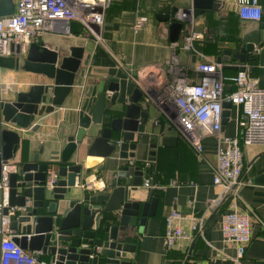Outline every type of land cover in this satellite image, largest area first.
Listing matches in <instances>:
<instances>
[{
	"label": "crops",
	"instance_id": "crops-1",
	"mask_svg": "<svg viewBox=\"0 0 264 264\" xmlns=\"http://www.w3.org/2000/svg\"><path fill=\"white\" fill-rule=\"evenodd\" d=\"M259 3L263 8L260 23L264 24V0H259ZM166 8L169 12L178 8L179 20H182V14H187L191 19L187 23L182 21L184 30L178 43L171 42L170 22L158 19V15ZM169 15L165 13L162 16ZM140 17H147L149 22L144 28L136 30L134 25ZM248 24L250 22H243L238 15L237 0H227L219 12L206 13L197 19L193 18L192 0H112L103 28L104 45L93 40L85 31L80 36H70L66 32L46 34L35 43L43 42L47 47L63 49L65 53L69 50L66 46L68 42H71V46L86 48L85 58L89 56L90 59L88 66L84 67V87H78L75 99L68 98L62 108L37 118L35 125L39 129L36 131L20 130L2 123L4 129L18 132L21 138L12 162L19 168L32 162L35 152L43 150L39 160L41 163H50L48 177L52 172L57 174L60 164L51 161L53 152L63 150L67 137L77 132V125L70 126L68 123L69 114L78 108L89 85L115 78L121 88L115 109H124L131 103L136 91L141 93L139 105L148 111L150 117L146 134L142 137L137 135L138 149L132 160L120 158L118 147L108 158L88 157L93 138L86 137L73 157V162L81 164L83 171L77 175L76 187L68 197L92 207L101 206L103 210L116 188L114 182L117 172L125 166L141 167L144 183L131 194V200L144 204L152 189L156 192L154 196H159V204L156 215L148 217L145 226L138 225L126 230V243L135 246L133 259L128 261L132 264H239L236 262L235 246L225 242L222 232L223 215L234 202L232 197L225 195L222 187L213 183L217 140H203L204 153L200 158L184 139L174 120L168 116L163 100L167 95V85L174 78L171 64L175 60L177 70L186 71L189 80L197 81L201 73L196 67L205 62H216L224 49L240 48L241 33ZM185 31L200 37L187 44ZM227 36L238 41L226 45ZM227 64L224 63V66ZM156 67H162L163 72L158 75L140 74L144 68ZM249 67L253 70L254 78L264 87V44ZM237 72L224 69L227 85H233L232 79ZM41 81L43 77L33 73L3 70L0 74L1 100H13L17 93L27 92L32 85ZM233 90V86L227 88L229 92ZM113 95L108 92V99ZM240 115V109L232 106L229 121L223 128L224 136L234 137L237 134ZM118 139L116 135L112 143ZM151 152H154L153 157ZM243 156L244 185L238 192L236 203L251 218L252 241L240 264H264V147H247ZM147 181L150 182L149 188L144 185ZM47 188V197L51 198L52 189ZM0 200L7 205L8 194L1 195ZM217 200H221L220 205L211 208L212 202ZM172 210L204 220L203 234H199L197 243L192 237L190 221L185 220L181 225L187 237L175 247L167 248L164 219ZM102 217L117 220L115 216L106 214ZM113 225L117 223L113 222ZM101 244V241H96L97 246ZM42 261L51 264V256L42 255ZM8 263L14 264L13 261ZM93 264H105V259L97 256Z\"/></svg>",
	"mask_w": 264,
	"mask_h": 264
},
{
	"label": "water",
	"instance_id": "water-1",
	"mask_svg": "<svg viewBox=\"0 0 264 264\" xmlns=\"http://www.w3.org/2000/svg\"><path fill=\"white\" fill-rule=\"evenodd\" d=\"M226 1L192 0L193 18L219 12ZM15 10L13 0H0V17L13 15ZM165 13L170 15L162 16ZM178 13V8L171 12L166 8L158 15L160 21L170 22L172 43L179 42L184 23H187L186 20H179ZM83 32L79 23H70L68 35L80 36ZM216 33L219 35V32ZM240 42L241 46L236 50H222L216 62L229 63L224 69L247 71L264 44V24L250 22L243 28ZM229 43L234 41L229 40L226 45ZM66 46L69 49L67 53L63 49L53 50L43 42L32 43L27 50L18 46L11 56L0 57V71H24L43 77V81L32 85L27 92L17 93L13 100H1L0 97V124L36 131L39 129L35 125L37 118L62 108L68 98L75 99L77 88L84 87V67L88 66L90 57L85 58L84 47L71 46V42ZM248 73L252 74L253 70L249 68ZM120 89L115 78L91 84L79 101L78 108L69 114L68 123L70 126L77 125V132L67 137L63 150L53 152L51 161L59 162L57 176L60 179L51 190V198L47 197L50 163L39 160L43 150L35 152L32 162L23 164L18 173L10 177L4 215L8 216L10 210L15 209V218L10 225L13 243L26 251L50 255L51 264H93L97 256L104 258L105 264H132L128 260L133 259L135 246L126 243V230L138 225L143 227L148 217L156 215L159 196H154V190L150 189L149 199L144 204L131 200V194L144 183L141 167L125 166L117 172L116 188L103 210L101 206L92 207L68 197L76 187L77 175L83 171V166L73 162V157L86 137L93 138L88 157L108 158L117 147L120 158L132 160L136 157V137L146 134L150 117L148 111L139 105L142 98L139 91L135 92L128 106L115 109ZM108 92L114 93L110 100ZM231 108L232 104H224V125L229 121ZM114 114L121 116L115 117ZM116 135L119 139L112 143ZM20 143L18 132L0 130V177L3 166L14 159ZM150 155L153 157L154 152ZM103 214L115 216L117 220L103 218ZM97 240L102 242L100 246L96 245ZM96 247H100L101 251L95 252Z\"/></svg>",
	"mask_w": 264,
	"mask_h": 264
},
{
	"label": "built area",
	"instance_id": "built-area-1",
	"mask_svg": "<svg viewBox=\"0 0 264 264\" xmlns=\"http://www.w3.org/2000/svg\"><path fill=\"white\" fill-rule=\"evenodd\" d=\"M15 13L0 17V57H9L16 47L27 50L32 43L41 41L49 33H69L71 22L79 23L84 31L95 41L104 45L103 28L112 0H13ZM237 11L243 22H260L263 8L259 0H237ZM187 14L182 20L190 22ZM149 19L140 17L134 29L144 28ZM186 43L199 38L187 31ZM173 66V67H172ZM174 75L167 85V95L163 100L170 119L174 120L184 139L194 148L197 155L203 157V140L215 138L218 146L216 163L213 168V183L223 188L225 195L233 199L222 219L223 238L233 244L237 251V263L245 257L252 241V222L249 214L241 211L236 203L238 192L244 185V150L250 146L264 147V87L258 79L247 71L238 72L232 79L233 91H227L230 85L224 77V64L205 62L196 67L201 73L199 80H189L186 71L176 69V60L171 64ZM163 68H144L140 74L158 75ZM230 103L240 109L238 131L234 137L223 135L224 104ZM0 124V130H3ZM19 168L12 161L3 166L0 177V196L9 193L10 177L18 173ZM58 176L52 172L47 187H56ZM150 187V182H145ZM221 200L212 202L211 208L220 205ZM7 207L0 200V236L1 263L9 264H48L41 260V252H29L13 243V231L10 228L15 209L4 215ZM191 224L192 237L203 234L204 220L184 215L172 210L164 219L165 240L168 249L175 247L187 237L182 222ZM101 248L96 247L95 252Z\"/></svg>",
	"mask_w": 264,
	"mask_h": 264
},
{
	"label": "trees",
	"instance_id": "trees-1",
	"mask_svg": "<svg viewBox=\"0 0 264 264\" xmlns=\"http://www.w3.org/2000/svg\"><path fill=\"white\" fill-rule=\"evenodd\" d=\"M228 38H227V41H229V40H231V41H238V40H236V39H234L233 37H230V36H227ZM254 61V60H253ZM238 73V72H237ZM237 75V74H236ZM251 76L252 77H254L252 74H251ZM144 167V166H143ZM145 168V167H144ZM155 192V191H154ZM156 193V192H155ZM194 239H196L195 240V243H197L198 242V240H199V235L198 234H195L194 235ZM41 260H42V257H41Z\"/></svg>",
	"mask_w": 264,
	"mask_h": 264
},
{
	"label": "rangeland",
	"instance_id": "rangeland-1",
	"mask_svg": "<svg viewBox=\"0 0 264 264\" xmlns=\"http://www.w3.org/2000/svg\"><path fill=\"white\" fill-rule=\"evenodd\" d=\"M93 40H95V38H92ZM2 71H0V74H1Z\"/></svg>",
	"mask_w": 264,
	"mask_h": 264
}]
</instances>
